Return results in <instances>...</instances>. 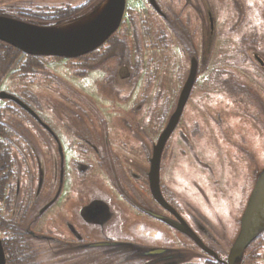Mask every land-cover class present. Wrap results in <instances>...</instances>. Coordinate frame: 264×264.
<instances>
[{
	"label": "rangeland",
	"instance_id": "rangeland-1",
	"mask_svg": "<svg viewBox=\"0 0 264 264\" xmlns=\"http://www.w3.org/2000/svg\"><path fill=\"white\" fill-rule=\"evenodd\" d=\"M105 1L36 0V13L43 16L24 19L48 26L67 24L72 19L66 21L65 17L84 19ZM157 1L161 8H154L150 0H127L124 21L114 39L78 59L30 57L0 43V94L18 96L35 114L0 97V130L8 132L0 134V150H11L15 174L24 172L26 160L32 161L31 150L44 156L50 151L56 157L55 173L60 174L56 196L63 193V198H73L67 210L74 214L77 198L82 197L84 201L96 198L93 206L116 213L107 232L114 240H108L112 243L101 253L89 252L88 245L82 251L79 244L56 243L46 237L48 234L36 232L40 244L28 236L24 252L18 249L10 264L16 260L14 264L216 261L195 245L176 247L180 241L175 246L170 239H145L141 227L145 217L140 208L155 211L145 179L147 151L177 105L192 62L198 64L197 79L179 128L168 142L165 179L168 192L182 209L200 221L199 229L207 233V240L221 246L219 256L228 258L255 182L264 170V66L256 58L264 60V0H195V8L185 5L189 0ZM82 2L85 6L79 13L69 11ZM40 3L45 12L38 11ZM3 9L11 12L14 8ZM49 15L54 16L51 19ZM60 19L65 21H55ZM170 27H176L173 31L179 41ZM123 66L130 70V77L124 80L119 77ZM49 132L58 138L75 139V134L98 142L102 154L109 155L106 164L84 155L82 169L75 164L65 166L64 174L63 158ZM105 144L107 148H102ZM72 157L77 159L76 154ZM51 170L54 172V166ZM50 175L49 171L48 182ZM109 176L127 202L111 187ZM16 184L7 187L0 198V219L7 217L2 240L11 238L12 221L5 206ZM44 212L27 215V231L36 230ZM178 235L184 237L182 243L192 245L190 239ZM214 235L219 241L212 240ZM252 242L257 258L249 250L250 244L237 264H264V232ZM158 248L164 251L151 253Z\"/></svg>",
	"mask_w": 264,
	"mask_h": 264
},
{
	"label": "flooded vegetation",
	"instance_id": "flooded-vegetation-1",
	"mask_svg": "<svg viewBox=\"0 0 264 264\" xmlns=\"http://www.w3.org/2000/svg\"><path fill=\"white\" fill-rule=\"evenodd\" d=\"M181 1V0H176ZM36 0H0V8H14L10 11L7 10H0V15L10 17L13 19H17L20 21L28 22L27 19L24 18H33L38 20L37 18L43 16V14H37V6L34 4ZM151 4L154 6V8H161L160 4L157 0H150ZM21 3H24V5H21ZM103 4V3H102ZM101 4V5H102ZM178 4V3H176ZM99 5L98 8L101 6ZM187 6H190L192 8H195V0H189ZM84 2L82 4H78L77 6H71L72 8H69L68 6L66 8H69V11L75 10V12H80L84 8ZM41 3L39 5L38 11L45 12L44 8H40ZM162 7L165 8V6L162 4ZM29 8V9H27ZM98 8L92 9V11L97 10ZM205 8H208L206 6ZM127 10V0H126V6L123 12V16L120 22L119 27L116 31H114L100 46L93 49L92 51L85 53L83 55L77 56V57H63V56H53V55H34V54H28L23 52L21 49L4 42L0 40V43L6 45L7 47H10L14 49L16 52L23 54H26L30 57H36V58H44V57H57V58H63V59H78L83 56H86L97 49H99L101 46H103L105 43L108 42V40L114 39V34L119 30L121 27L124 17ZM77 13V14H78ZM46 15V14H45ZM48 15V14H47ZM31 16V17H29ZM52 19L54 15H49ZM36 17V18H35ZM81 17H84L81 16ZM80 17V18H81ZM72 19L70 21H76L79 19V15H73L65 20ZM65 20H55L59 22H63ZM177 22V21H176ZM209 24L211 28V33L214 32V17L212 13L209 14ZM177 26L178 23H177ZM176 28V27H175ZM173 28V29H175ZM172 27H170V30L173 33L174 39L177 41L176 35L173 31ZM163 33V32H162ZM179 41V40H178ZM194 45V43H193ZM17 49V50H16ZM20 51V52H19ZM21 54V53H20ZM257 60L261 63L262 66H264V60L260 58L258 55H256ZM192 66L193 62L190 65V71L188 73V76L186 78V81L182 87V90L184 91L186 85L190 82L191 79V73H192ZM198 69L196 70L195 79L192 84L191 91L188 95V99L186 101V104L183 108V111L180 115V118L178 120V123L170 136L168 137L166 144L164 146V149L162 151L161 157L159 158L160 161H158L159 165V186L161 195L155 196L152 190V178H154V167L157 163V148L159 145V140L164 132V130L167 128L171 117L174 115V113L177 111V108L179 107L180 99L182 98V93H179L177 105H175L173 111L171 112L168 120L162 124L161 132L159 133V136L157 137L156 142L153 144V148H150V150L147 151V159H146V183H147V191L148 195L153 203V206L155 207V211L150 213L149 211H143L140 208V212L145 217V222L142 223L141 227L143 229V235L145 236V239L150 238L154 241L157 240H172V244L176 246V242L180 241L181 244H178L176 247H189L195 245L201 252L211 255L216 261H211L209 264H228L226 260L221 258L219 254L221 253L220 247H217L210 243V239L205 236L207 233H203L200 229V221L197 220V218H192L189 216L188 213H186L182 207L180 202L177 200V198L173 195V193L168 192V184L165 179V168H166V150L168 147V142L171 138V136L176 132L179 128V124L182 120L186 105L192 96V91L195 86V80L197 79ZM119 77L120 79H127L130 77V70L128 66H123L119 71ZM10 94L16 98H18L20 101L21 98L18 96L8 93V92H2ZM1 93V94H2ZM0 94V97L2 99H5L7 101H11L18 106H20L22 109L26 110L27 112L31 113L32 116H35L34 111L32 110L31 106L23 103L29 108L24 107L21 105L18 101H16L13 98L9 97H2ZM164 126V127H163ZM49 136L51 137L52 141L55 143V146H57L56 151L59 153L62 160V167L64 165V174H65V166L70 168L71 165L75 164L79 168L83 167V156L84 155H90L95 157L96 159H99L101 161V165L106 164L105 157L109 155L106 153L105 155L102 154L101 146L98 144V142H95L94 140H91L89 138L80 137L77 135H73L75 137L69 138L67 136H63L62 138H58V135L54 132H49ZM1 135H7L8 132L1 128L0 130ZM68 138V139H67ZM74 140V141H73ZM69 141H71L69 145ZM80 142V143H78ZM102 148H107V145L105 144ZM7 153L10 155L12 165L10 168L6 165V155ZM76 154L77 159H74L72 156ZM53 153L50 151L47 152V155L44 156L41 153L35 152V150H31V153L29 154L30 160H26V168L23 173H20V175H16L14 172V159L11 153V150L9 147H6V151L2 152L0 150V198L3 197V193L5 192L7 187L13 186L15 183V192H13V196L9 199V202L7 203L6 212H10V220L12 221L10 225V230L12 231L11 238L8 240L5 237H3V244L5 246V251L8 253V260L12 255H15L18 252V249L20 251H23V249L27 246L28 236L33 237L36 239L40 244L41 236L36 235V232L38 233H46L48 236L52 239V241L59 243V242H67L72 244H79L82 245L81 250H84L85 245L87 246V250L89 252H95L99 251L101 253V249L107 247L112 242L108 240H114L111 238V236L108 235V228L112 221H114L116 213L112 211V209L106 210L105 208L100 207L99 205L93 206V203L95 201L94 198H91L89 200L84 201L83 198L77 202V205L75 207L76 212L72 214L71 210H67L68 205L70 204V201L73 200L71 196H66L63 198V193L60 196H56V189L59 188V182H60V174L59 176L55 173V167L57 165V162L55 161V158H53ZM39 156V157H38ZM81 156V157H80ZM41 157H43V160H41ZM90 162V161H89ZM59 168H60V161L58 162ZM54 166V172L51 170ZM129 166H131L129 164ZM98 168L100 172H103L104 169L99 166ZM106 168V167H105ZM107 170V168H106ZM50 171V182H48V172ZM108 175V172H106ZM181 176V175H178ZM59 177V180H58ZM110 177V176H109ZM65 179V176H64ZM180 179V178H179ZM111 182L110 185L112 188L115 189L116 192H118L119 196L124 198L126 201L127 199L120 195L119 190L117 188L116 181H113L110 177ZM62 181L63 180V174H62ZM105 200V199H104ZM110 200V198H109ZM222 200V199H221ZM106 201V200H105ZM108 201V200H107ZM109 202V201H108ZM127 202V201H126ZM131 204V203H130ZM110 205V203H108ZM111 208V206H110ZM43 211L44 213L41 214L40 220L36 224V230L27 231L26 228L29 226V221H25L28 219V214L31 212H37ZM243 210V209H242ZM110 213V214H109ZM153 213L159 214L161 217L158 218L153 215ZM3 215L2 213H0ZM61 214V215H60ZM46 217V220H45ZM62 217V218H61ZM61 218V219H60ZM201 219H204L201 217ZM224 219V218H223ZM238 219V217L236 218ZM7 220L6 216H2L0 219V233L3 232L4 229V222ZM61 221V224H58L56 222ZM55 222V223H54ZM201 222L204 223L202 220ZM152 225L150 226L149 225ZM185 226V227H184ZM97 228L101 231L100 233L96 232ZM234 230H232L233 233ZM179 233L183 234L186 238L190 239L192 241V245L189 243H182L181 240L184 239V237L180 238ZM231 233V234H232ZM55 237V238H53ZM38 238V239H37ZM218 238L220 239L219 235ZM57 239H60V241H57ZM213 241H219L217 237L214 235ZM114 243V241H113ZM225 245V244H224ZM194 247V246H193ZM98 249V250H96ZM156 250V249H154ZM212 251V252H209ZM24 252V251H23ZM217 254V256H216ZM30 257L33 256V253L29 254ZM17 257V256H16ZM18 259V257H17ZM11 260V258H10Z\"/></svg>",
	"mask_w": 264,
	"mask_h": 264
},
{
	"label": "water",
	"instance_id": "water-1",
	"mask_svg": "<svg viewBox=\"0 0 264 264\" xmlns=\"http://www.w3.org/2000/svg\"><path fill=\"white\" fill-rule=\"evenodd\" d=\"M125 6L126 0H106L97 10L84 19L56 26L35 24L0 15V40L28 54L77 57L100 46L117 30ZM197 67V62H193L190 82L182 93L177 111L171 117L167 128L159 140L157 163L154 167V178H152V190L155 196L161 195L158 161H160L159 158L166 141L176 127L186 104L195 79ZM1 96L13 98L28 108L22 101L10 94L2 93ZM262 232H264V170L259 173L255 182L241 219L240 230L230 248L226 262L228 264H237L242 259L247 247ZM163 251V249L158 248L152 250L151 253L159 254ZM0 264H7V255L1 234Z\"/></svg>",
	"mask_w": 264,
	"mask_h": 264
},
{
	"label": "trees",
	"instance_id": "trees-1",
	"mask_svg": "<svg viewBox=\"0 0 264 264\" xmlns=\"http://www.w3.org/2000/svg\"><path fill=\"white\" fill-rule=\"evenodd\" d=\"M1 48H3V47H1ZM3 49H5V48H3ZM0 162H1V161H0ZM6 165H7L8 168H10V166L12 165V161H11L10 155H9L8 153H7V155H6ZM252 246H253V247L255 246V245H254V242H252L251 245L249 246V250L254 254L257 250L254 249ZM4 247H5V246H4ZM5 249H6V248H5ZM249 250H248V251H249ZM6 252H7V251H6ZM256 255H257V254H256ZM256 255L254 254V258H255V257L257 258ZM7 261H8L7 264H10V262H11L10 258H9V260L7 259ZM14 263H17V260H16V262L14 261L13 264H14Z\"/></svg>",
	"mask_w": 264,
	"mask_h": 264
},
{
	"label": "bare ground",
	"instance_id": "bare-ground-1",
	"mask_svg": "<svg viewBox=\"0 0 264 264\" xmlns=\"http://www.w3.org/2000/svg\"><path fill=\"white\" fill-rule=\"evenodd\" d=\"M181 172H184L183 170ZM190 174H191V170H190Z\"/></svg>",
	"mask_w": 264,
	"mask_h": 264
}]
</instances>
